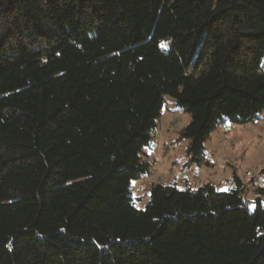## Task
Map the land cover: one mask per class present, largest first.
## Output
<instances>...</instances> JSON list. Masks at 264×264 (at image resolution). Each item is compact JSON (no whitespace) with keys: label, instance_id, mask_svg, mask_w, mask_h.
Instances as JSON below:
<instances>
[{"label":"trees","instance_id":"16d2710c","mask_svg":"<svg viewBox=\"0 0 264 264\" xmlns=\"http://www.w3.org/2000/svg\"><path fill=\"white\" fill-rule=\"evenodd\" d=\"M263 62L264 0H0V264H264V188L131 191L166 96L204 166L264 112Z\"/></svg>","mask_w":264,"mask_h":264},{"label":"rangeland","instance_id":"374dc122","mask_svg":"<svg viewBox=\"0 0 264 264\" xmlns=\"http://www.w3.org/2000/svg\"><path fill=\"white\" fill-rule=\"evenodd\" d=\"M189 119V115L176 106L169 96L164 98L161 116L154 133L155 144L151 149L145 151L146 161L150 164V172L143 178L131 183L133 203L136 208H143L148 199L149 186L152 183L169 182L173 176L185 179L188 184L194 187L207 182L212 183L208 177L194 178L191 176L190 172L197 170L194 167H183L187 169V172L179 170L180 166H183L181 162L185 160V148L188 140H177L179 133L184 130ZM212 131L206 143V149L208 155L209 152H215L214 163L219 166L220 171L218 174L212 170L197 171L202 174H213L216 179L214 183L219 184L220 190H225L224 185L227 183L223 182V179L228 178L227 180H230L234 173V165L239 168L238 174L245 179H247L245 173L253 171L252 176L255 175L254 178L249 181L244 180L249 185L246 189L245 200L251 203L256 197L255 189L257 187L264 188V171L261 172L264 167V112L259 115V119L255 122L237 124L225 120ZM166 151H169L168 156H163L162 153ZM224 161L229 164L226 169L223 167ZM183 173H187L189 176ZM178 187L182 188L183 185L179 184ZM250 210H253L252 204Z\"/></svg>","mask_w":264,"mask_h":264},{"label":"built area","instance_id":"2783aa9c","mask_svg":"<svg viewBox=\"0 0 264 264\" xmlns=\"http://www.w3.org/2000/svg\"><path fill=\"white\" fill-rule=\"evenodd\" d=\"M168 154H169V151H168V152L166 151V152H163V153H162L163 156H168ZM208 157H209V163H214V161H215V153H214V152H209ZM228 166H229L228 162H227V161H224V165H223L224 169H226ZM179 170H180V171H185V172H187V171H186L187 169L183 168L182 165L180 166ZM191 170H192V169H191ZM233 171H234V173H236L237 175H239V174H238L239 168H238L236 165L233 166ZM190 173H191V176H193L194 178L208 177L209 180H210L212 183L216 182L215 176H214L213 174H211V173L202 174V173L198 172L197 170H192V172H190ZM253 173H254L253 171H248V172H246V173H245V176H246L247 179H245V177H242L241 175H239V176L241 177V179H242L243 181H244V180H245V181H249L250 179H253V178H254L255 175L252 176ZM183 174H184V175H185V174L188 175L187 173H183ZM188 176H189V175H188ZM248 177H249V179H248ZM193 181H194V180H193ZM245 181H244V182H245ZM246 186H249L248 183H246ZM258 197H260V196H257V195H256L255 198H258ZM262 199H263V198H262ZM263 200H264V199H263Z\"/></svg>","mask_w":264,"mask_h":264},{"label":"crops","instance_id":"0c3cea01","mask_svg":"<svg viewBox=\"0 0 264 264\" xmlns=\"http://www.w3.org/2000/svg\"><path fill=\"white\" fill-rule=\"evenodd\" d=\"M153 144H155V141H154V143ZM153 144H152V146H153ZM151 146V147H152ZM151 149V148H150ZM211 151V150H210ZM213 151V150H212ZM215 153V152H214ZM185 162V160L183 161V162H181L182 164ZM195 168V167H194ZM195 169H197L198 171L200 170V171H207V170H212V172H215V173H219V171H220V169H219V166L218 165H216L215 163H209V157H208V164H206V165H204V166H201V167H197V168H195ZM263 169H264V167H263ZM231 178V177H230ZM228 178H226V179H223L224 181L223 182H226L227 184H225L224 186L226 187V188H229L231 185H230V183H228V181L229 180H227ZM171 180H175V181H177V184L179 185V184H181V185H183V186H185L186 187V184H187V182L185 181V179H182V178H180V177H172L171 178ZM246 199V198H245Z\"/></svg>","mask_w":264,"mask_h":264}]
</instances>
